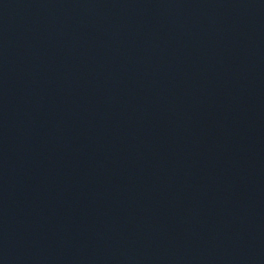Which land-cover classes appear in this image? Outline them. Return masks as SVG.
I'll list each match as a JSON object with an SVG mask.
<instances>
[{
  "label": "water",
  "instance_id": "water-1",
  "mask_svg": "<svg viewBox=\"0 0 264 264\" xmlns=\"http://www.w3.org/2000/svg\"><path fill=\"white\" fill-rule=\"evenodd\" d=\"M129 264H264V0H66Z\"/></svg>",
  "mask_w": 264,
  "mask_h": 264
}]
</instances>
